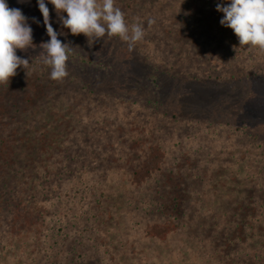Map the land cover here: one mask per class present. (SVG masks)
Masks as SVG:
<instances>
[{"label":"rangeland","instance_id":"374dc122","mask_svg":"<svg viewBox=\"0 0 264 264\" xmlns=\"http://www.w3.org/2000/svg\"><path fill=\"white\" fill-rule=\"evenodd\" d=\"M45 2L58 39L72 47L67 61V78L76 77L85 84L122 100L138 102L154 112L189 119L191 126L197 127L190 131L184 129L186 140L171 142L167 150L168 167L159 180L143 188L128 185L131 160L126 158L120 162L112 152L107 156V166L115 167H108L117 182L116 198L109 202L115 205V213L107 211L97 223L89 220L88 228L85 226L81 231L89 230L84 233L88 240L78 248V254L74 252L75 247L72 248L71 255L75 256L70 259L69 255L63 254L67 260L65 264H97L91 259L84 262L82 259L91 256L89 251L97 246L100 253L102 249L107 250L108 243L116 245L117 250L129 258L125 261L127 264H165L166 260L170 264L173 261L203 264L202 246L204 251H221V247L224 252L234 249L239 243L237 236L245 239L243 227L248 221L247 212L261 213L250 204L252 191L240 189L238 182L253 157L264 156V54L238 48V38L232 30L226 34L227 30H223L221 24L214 27L209 22L210 14L196 11L192 15L194 23L183 34V43L190 42V46L183 48L184 52L179 56L175 53V58L170 60L174 71H170L166 63L147 59L146 51L129 50L118 37L105 36L89 47L83 34L74 36L62 27L54 6ZM6 3L10 8H19L33 29L35 47L17 50L16 54L37 65L40 63L39 46L50 39L37 0H6ZM32 18L38 23H33ZM223 44L227 50L219 48ZM180 57L191 59L187 64L191 68L183 69L184 61H179ZM36 89L40 101L51 96L50 91L39 86ZM52 90L55 95V89ZM15 92L8 91V94L15 95ZM24 95L32 99L28 92ZM56 99L57 106L54 107L58 110L52 112L51 102L47 105L48 113L44 112L48 122L53 119L49 124L55 129L40 123L38 127L44 131L39 137L42 138L41 148L35 146L36 143L28 145L33 148L32 153L38 152L43 159L48 158L45 157L47 149L51 152L53 147L67 153L78 145L80 138L86 140L89 136L87 128L77 122L79 108L76 111L65 104L59 94ZM37 103L36 112L42 114L41 103L38 100ZM32 125L23 128L15 139H27L25 135L32 137L41 131ZM15 130L12 128V132ZM58 130L64 134L60 136ZM261 217L257 223L250 221V237L255 228L259 239H264V214ZM154 220L171 231L162 240L140 234L143 223ZM99 223L103 229L96 226ZM229 256L226 263L230 264L234 256Z\"/></svg>","mask_w":264,"mask_h":264},{"label":"trees","instance_id":"16d2710c","mask_svg":"<svg viewBox=\"0 0 264 264\" xmlns=\"http://www.w3.org/2000/svg\"><path fill=\"white\" fill-rule=\"evenodd\" d=\"M227 2L132 0L129 3L116 0L115 6L125 14L129 25L139 18L145 27L144 39L134 48L146 51L147 59L160 60L174 71L170 60L175 58V53L179 56L184 52L183 48L190 46V42L183 43V34L194 23L193 13L210 14L209 22L215 27L224 15L216 10V6ZM149 19L155 20L151 27L147 23ZM221 27L227 30L226 34L232 30ZM224 45L219 46L222 51L226 48ZM196 57L200 58L199 54ZM190 60L188 57L179 58L184 61L183 69L191 68L187 65ZM49 77L50 69L46 66L30 63L27 72L20 67L9 85H0V264H65L67 260L63 254L69 255L70 259L75 256L71 255L72 248L75 247L74 252L78 254V248L88 240L84 233L89 230L81 231L85 226L88 228L89 220L97 223L107 211L115 213V205L109 202L116 198L117 182L108 171V167H115L107 166V156L112 152L120 162L126 158L131 160L128 185L143 188L159 180L168 167L170 157L167 150L171 142L186 140L184 129L197 128L191 126L189 119L154 112L138 102L122 100L85 84L76 77H66L62 82ZM36 86L50 91L51 96L40 101ZM52 89L65 104L73 106L76 111L79 108L77 122L87 128L90 137L86 140L80 138L78 145L67 153L51 147V152L45 151L48 158L43 159L38 152L32 153L33 148L28 145L36 143L35 146L41 148L42 138L39 137L44 131L38 127L40 123L54 128L49 124L53 119L48 122L44 113H48L47 105L51 102L52 112L58 110L54 107L58 98L55 100ZM8 91H16V94L9 95ZM25 91L31 100L25 97ZM37 100L41 103L42 114L36 112ZM31 125L41 131L32 137L25 135L27 139H15L23 128ZM12 128L17 130L12 132ZM222 132L219 129V133ZM63 134L61 132L60 136ZM240 176L239 188L252 191L250 204L261 213L247 212L248 221L243 227L245 239L237 236L239 243L234 249L224 252L221 247V251H204L202 246L203 251L196 254L200 253L203 264H229L226 263L229 255L234 256L230 264H264V239H259L255 228L250 237V221L257 223L264 214V156H254ZM241 193L244 195L245 192ZM96 226L103 229L102 223ZM168 232H171L169 228L156 220L143 223L140 228V234L145 238L153 236L162 240ZM106 246L108 249H102V253L98 246L89 251L92 255L83 257L82 262L91 259L97 264H127L125 261L129 258L119 252L116 245L108 243ZM165 264L170 261L166 260ZM172 264L178 263L173 261Z\"/></svg>","mask_w":264,"mask_h":264},{"label":"clouds","instance_id":"9594fccd","mask_svg":"<svg viewBox=\"0 0 264 264\" xmlns=\"http://www.w3.org/2000/svg\"><path fill=\"white\" fill-rule=\"evenodd\" d=\"M37 3L50 37L39 46L40 63L50 69L51 80L62 82L68 76L67 61L72 47L58 39L45 0H37ZM47 3L54 6L62 27L74 36L83 34L89 47L107 36L119 37L132 50L146 34L139 18L131 25L126 22L125 14L115 6L116 0H47ZM216 10L224 14L220 24L232 29L238 38V48L264 54V0H228L226 4H217ZM32 19L33 23H38ZM147 23L151 27L155 20L149 19ZM34 47L33 29L28 18L19 8H10L6 0H0V85H9L20 67L27 72L29 60L16 53Z\"/></svg>","mask_w":264,"mask_h":264}]
</instances>
